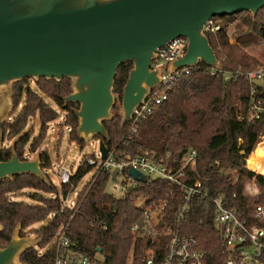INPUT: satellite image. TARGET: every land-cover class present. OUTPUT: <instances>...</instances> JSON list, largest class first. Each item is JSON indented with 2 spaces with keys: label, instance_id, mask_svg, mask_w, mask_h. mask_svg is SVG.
Instances as JSON below:
<instances>
[{
  "label": "trees",
  "instance_id": "1",
  "mask_svg": "<svg viewBox=\"0 0 264 264\" xmlns=\"http://www.w3.org/2000/svg\"><path fill=\"white\" fill-rule=\"evenodd\" d=\"M213 21L221 24L217 18ZM229 22H235L232 30L244 37L229 35L226 27L221 25L218 32L205 35L222 65L221 73L213 75L211 68L199 63L189 74L176 81L167 100L150 116L139 121L133 131L129 128L131 121L121 126L116 105L112 109L111 120L103 122V126L109 140V151L116 144V149L128 156L149 153L159 159L170 152L177 161L188 151H194L195 168L186 170L189 182L201 181L213 197L222 196L229 208H237L244 218L254 219L250 214L254 205L264 204V170L252 166L254 154L251 152L264 137V114L259 113L258 119H250L248 111L253 101H259L261 110H264V88L249 83L245 76L239 74L258 69L250 68L255 61L245 54L242 47L247 46V37L264 41V9L254 17L248 12L238 13ZM132 67L131 63H126L116 71L112 93L117 96V101ZM225 74H231L230 78L225 79ZM26 80L14 88V106L17 109L22 105L20 111L12 121L1 126L8 138H16L12 152L20 160H25L23 148L29 146L30 152L35 151L44 139L49 124L57 119L56 112L45 109L29 86L21 85ZM40 81L39 91L65 113L62 126L69 129V140L81 144L76 131L78 120L75 111L78 105L63 101L71 93L69 80L58 82L41 78ZM21 98L24 99L22 104ZM35 115L39 120V135L31 139L26 128L29 119ZM241 152L244 154L241 155ZM10 157L11 150L8 149L1 155V160ZM39 161L42 169H49L50 159L45 151H40ZM91 170V166L82 162L71 183L60 188L55 187L47 176L48 182L32 175L1 181L0 248L9 244L17 227L22 234L30 225L41 224L52 214L46 226L34 231L41 249L33 247L24 251L20 255L22 264H53L54 251L48 245L60 227L79 251L90 259L96 260L99 254L102 261H96L100 264H128L129 258L131 264H145L151 248L154 249V257H162L167 239H152L146 234L144 217L136 208V201L146 198L149 204L158 205L170 198L171 185L160 180L143 183L130 188L122 199H117L106 190L109 173L97 171L92 175V181L79 191L74 208H61V199L76 188ZM253 179L259 198L251 202L245 196V185ZM26 189L39 193L30 196L35 205L14 201L9 196ZM47 195L54 198L47 199ZM173 209V206H168L166 221H170ZM190 210L185 234H192L198 239L207 264H223L222 238L212 222L209 203L195 204ZM135 224L139 226L138 233L131 231Z\"/></svg>",
  "mask_w": 264,
  "mask_h": 264
},
{
  "label": "water",
  "instance_id": "2",
  "mask_svg": "<svg viewBox=\"0 0 264 264\" xmlns=\"http://www.w3.org/2000/svg\"><path fill=\"white\" fill-rule=\"evenodd\" d=\"M263 9L264 0H0V92L24 79L72 81V93L63 101L78 105V138L99 137L105 160L109 140L103 122L111 120L118 103L125 125L160 83L161 69L151 68L157 49L184 37L185 52L168 70L203 63L222 71L204 25L242 12L254 17ZM126 63L133 67L117 101L114 78ZM2 141L0 130V155ZM41 168L39 153L32 161H19L13 153L9 161H0V182L25 175L48 182ZM128 175L145 182L132 169ZM18 235L19 227L0 248V264H22L20 255L36 247Z\"/></svg>",
  "mask_w": 264,
  "mask_h": 264
},
{
  "label": "built area",
  "instance_id": "3",
  "mask_svg": "<svg viewBox=\"0 0 264 264\" xmlns=\"http://www.w3.org/2000/svg\"><path fill=\"white\" fill-rule=\"evenodd\" d=\"M219 29L220 25L215 24L213 18L207 21L203 27L205 35L206 33H216ZM186 46L187 40L184 37H179L156 50L151 68L161 69L160 83L146 96L142 105L133 111L130 119L132 131L139 121L150 116L167 100L168 93L176 81L196 67L182 68L176 71L168 70L169 64L183 56ZM211 71L213 75L222 72L217 69H211ZM239 75L245 76L249 83L254 84L264 79V68ZM230 76L231 74H225V79H229ZM259 105V101H253L248 111L250 119H258L259 113L264 114V110H261ZM195 158L196 154L192 150L183 155L180 161H177L171 157L170 152L166 153L164 157L155 159L149 153L128 156L113 149L109 151L105 160H101L98 153L97 158H86L84 162L92 167V175L97 171L109 173V187L112 192H117L120 189L118 196L112 192L109 194L117 199H122L130 188L143 185L128 175L130 169L143 176L144 183L160 180L171 185L169 199L154 205L153 202L149 204L146 198H139L144 201V209L136 207L144 217L146 234L151 235L152 239L156 237L167 239L164 255L154 257V249L151 248L148 250L145 264H207L206 255L201 249L198 239L192 234H185V223L189 217L190 209L195 204L202 202L209 203L212 209V222L220 232L223 244V264H264V204L254 205V209L250 212L254 219H246L237 208H229L222 196L213 197L201 181L189 182L186 170L195 168ZM76 170L77 168L75 170L58 169L56 172L60 185L58 188L70 184ZM92 175L85 185L92 181ZM76 188L71 190L64 199H61L62 208H74L79 194V191L75 192ZM70 195H73L75 199L67 203ZM257 195L258 191L255 188L253 192H249L245 188V196L251 202H254L253 199ZM168 206L174 207L170 221H166L165 214ZM131 231L138 233L139 226L133 225ZM49 248L54 251L53 264H100L79 251L62 227L57 229ZM128 262H131L130 258Z\"/></svg>",
  "mask_w": 264,
  "mask_h": 264
},
{
  "label": "rangeland",
  "instance_id": "4",
  "mask_svg": "<svg viewBox=\"0 0 264 264\" xmlns=\"http://www.w3.org/2000/svg\"><path fill=\"white\" fill-rule=\"evenodd\" d=\"M219 22L221 23L220 25L222 27H226L227 31L229 32V35H234L235 38L238 37H244L241 33H238L232 30V26L235 25V22H229L232 20V16H226L223 18H217ZM224 20V21H222ZM246 38V37H245ZM245 41L247 43V46H243L242 49L245 52L247 56H249L251 59L255 61V64L250 67L252 68H264V41L262 40H253L250 37H247ZM234 41V39H233ZM232 41V43H234ZM236 41V40H235ZM49 81V80H48ZM21 82V81H20ZM16 82L10 85L8 89H3L0 93L2 96V100L0 97V126H4L5 123L12 121V119L18 114L20 111L22 105H19L17 109L14 106V88L15 86L20 83ZM41 83L40 79L35 81L32 79H28L25 82H23L21 85L23 86H29L30 89L36 93L39 97V99L42 101V104L44 105L45 109L48 110H53L56 112L57 119L49 124L48 131L45 134L44 139L42 142L38 145L35 151L30 152L29 151V146H26L23 148L22 152H24L25 156L30 159L28 161H32L40 151H45L50 159V167L49 169H42L41 172L45 176H47L50 180V182L55 186L59 187V180L56 176V172L58 169H72L75 170L86 158H94L98 156L99 149H98V142L99 138L94 137L90 138L87 141L81 140V144H77L76 142L70 141L69 140V129L68 128H63L62 124L64 122V115L63 113L55 104L54 102L44 95L42 92L39 91V84ZM69 84L71 86V93H72V81L69 80ZM254 84H257L258 86H261L264 88V79L260 80L259 82H256ZM70 93V94H71ZM5 98V100H4ZM24 101L23 98L20 99V103ZM116 107H118V113H119V104L116 103ZM110 115H113V112L111 111ZM130 128V126H129ZM128 128V130H129ZM27 132L30 134L31 139L36 138L39 135V120L37 118V115H35L33 118L29 119L27 128ZM16 141V138H8L7 134H4V147H11L14 145V142ZM109 153V146L108 144L106 145ZM116 144H114L112 147H110V151L116 149ZM254 154L253 156V162L252 166L256 169L262 170L264 169V137L260 139V142L257 143L251 154ZM16 154V153H15ZM250 154V155H251ZM249 155V156H250ZM257 155V157L255 156ZM245 167H246V162H245ZM251 171V170H250ZM257 173H261L258 171H254ZM93 171L89 172L83 179L80 181V183L77 185V188L75 189V192H78L82 189L83 186L90 180L91 175ZM253 173V172H252ZM255 175H259L254 173ZM264 174V173H262ZM234 177L237 179V174L234 173ZM111 184V183H110ZM112 185V184H111ZM113 189V186H111ZM245 188L250 191H254V188L257 190L255 186V180L253 179L252 182L247 183L245 185ZM107 192H112V190L109 187H107ZM258 191V190H257ZM113 193V192H112ZM120 193V189H118L117 192H114L113 194L115 196H118ZM34 194H39L37 192H34L32 190H23L21 192L15 193V194H10L9 196L12 198L14 201H22L27 204L35 205L36 203L31 201L30 196ZM47 199H53L54 196L52 195H47ZM259 198V192L257 197L253 199V201H256V199ZM60 199V197H59ZM74 196L70 195V197L67 199V203H70L71 201H74ZM136 207L139 209H144V201L142 199H139L136 202ZM62 208V205H61ZM53 215L50 214L47 219L42 222L41 224H33L30 225L28 228L24 230L22 234L18 235L19 239H24V240H30L32 246L36 245L39 249H41V245L38 243V240L36 238L35 230L46 226L52 219ZM50 245V244H49ZM48 245V246H49ZM31 247V246H30ZM32 248V247H31ZM97 261H102V258L99 254L96 255L95 258ZM128 264H131L128 262Z\"/></svg>",
  "mask_w": 264,
  "mask_h": 264
},
{
  "label": "flooded vegetation",
  "instance_id": "5",
  "mask_svg": "<svg viewBox=\"0 0 264 264\" xmlns=\"http://www.w3.org/2000/svg\"><path fill=\"white\" fill-rule=\"evenodd\" d=\"M0 130H1V126H0ZM2 131V130H1ZM3 133V132H2ZM3 142H4V133H3V141H2V145H1V155L2 154H4V152H6L8 149H10L11 150V157H12V155H13V150H12V148H13V146H11V147H4V144H3ZM1 155H0V161L1 162H7V161H9L10 159H11V157L9 158V159H7V160H5V161H2L1 160ZM18 158V157H17ZM28 160H30V159H28L26 156H25V160H20L19 159V161H28Z\"/></svg>",
  "mask_w": 264,
  "mask_h": 264
},
{
  "label": "bare ground",
  "instance_id": "6",
  "mask_svg": "<svg viewBox=\"0 0 264 264\" xmlns=\"http://www.w3.org/2000/svg\"><path fill=\"white\" fill-rule=\"evenodd\" d=\"M252 172H254V171H252Z\"/></svg>",
  "mask_w": 264,
  "mask_h": 264
},
{
  "label": "crops",
  "instance_id": "7",
  "mask_svg": "<svg viewBox=\"0 0 264 264\" xmlns=\"http://www.w3.org/2000/svg\"><path fill=\"white\" fill-rule=\"evenodd\" d=\"M262 170H264V169H262Z\"/></svg>",
  "mask_w": 264,
  "mask_h": 264
}]
</instances>
